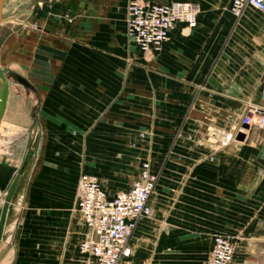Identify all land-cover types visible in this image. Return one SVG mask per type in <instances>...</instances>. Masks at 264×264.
<instances>
[{
	"label": "crops",
	"instance_id": "obj_1",
	"mask_svg": "<svg viewBox=\"0 0 264 264\" xmlns=\"http://www.w3.org/2000/svg\"><path fill=\"white\" fill-rule=\"evenodd\" d=\"M194 1L193 23L174 22L146 53L125 33L128 0H52L1 35L0 66L17 81L0 118V163L18 168L31 154L0 264H96L79 250L78 176L94 174L111 197L144 160L157 179L151 213L129 236L132 264H205L214 232L234 236L228 264H264V126L240 122L263 100L264 12Z\"/></svg>",
	"mask_w": 264,
	"mask_h": 264
},
{
	"label": "built area",
	"instance_id": "obj_2",
	"mask_svg": "<svg viewBox=\"0 0 264 264\" xmlns=\"http://www.w3.org/2000/svg\"><path fill=\"white\" fill-rule=\"evenodd\" d=\"M245 6L264 12V0H229L228 9L233 15H239ZM196 11V6L189 0L160 3L128 0L125 33L141 52L146 53L159 48L174 22L192 24ZM261 90L264 96V81L261 82ZM240 122L262 128L264 104L246 110ZM156 179L157 173L144 160L140 163L138 176L127 189L106 197L97 177L82 172L78 176L76 206L86 228L79 250L92 255L96 264H132L129 236L137 219L151 213L148 197ZM231 253V238L225 234H214L205 264H228Z\"/></svg>",
	"mask_w": 264,
	"mask_h": 264
},
{
	"label": "rangeland",
	"instance_id": "obj_3",
	"mask_svg": "<svg viewBox=\"0 0 264 264\" xmlns=\"http://www.w3.org/2000/svg\"><path fill=\"white\" fill-rule=\"evenodd\" d=\"M192 3H194V5L197 8V12L199 11V4L197 1L194 0H189ZM52 2V0H4L3 4H2V10H1V17H2V22L0 24V37L1 35L6 32V31H11V28L16 27L18 24H22V22H27V20H25V13L27 12V10H29V13H33L34 15H41L43 13V11H45V9H48L50 7V3ZM19 13V14H17ZM21 15V16H17V15ZM237 16V15H234ZM32 25L35 27L37 26L36 22L33 21ZM10 83L13 81H17V78L15 77V75L10 72V71H5ZM260 90H261V84H260ZM262 93V102L260 104L254 105V106H248L249 110L252 107H256V106H260L264 104V96H263V91L261 90ZM6 137L7 135H9V131L5 132ZM214 234H225L228 235L226 233L223 232H214L212 234V237ZM231 240H232V250H233V242H234V236L232 235H228ZM232 254V253H231Z\"/></svg>",
	"mask_w": 264,
	"mask_h": 264
},
{
	"label": "water",
	"instance_id": "obj_4",
	"mask_svg": "<svg viewBox=\"0 0 264 264\" xmlns=\"http://www.w3.org/2000/svg\"><path fill=\"white\" fill-rule=\"evenodd\" d=\"M3 1L4 0H0V21L2 20L1 10H2ZM18 80L23 83H26V80L21 76H18ZM9 85H10V81L6 73L4 72V69L0 66V118L2 117L6 105ZM242 126H246V124L244 123L242 124ZM242 137H243L242 132H237L235 135V138L239 140L242 139ZM30 154H31V150H28L23 158L22 164L18 168L12 165L0 163V191L5 192L4 200L0 211V238L3 232L9 201L14 192L18 178L23 171L24 164L29 159Z\"/></svg>",
	"mask_w": 264,
	"mask_h": 264
},
{
	"label": "bare ground",
	"instance_id": "obj_5",
	"mask_svg": "<svg viewBox=\"0 0 264 264\" xmlns=\"http://www.w3.org/2000/svg\"><path fill=\"white\" fill-rule=\"evenodd\" d=\"M2 20H3V19H2ZM2 20L0 21V24H1Z\"/></svg>",
	"mask_w": 264,
	"mask_h": 264
}]
</instances>
